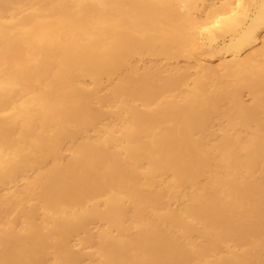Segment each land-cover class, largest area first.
Here are the masks:
<instances>
[{"label": "bare ground", "instance_id": "obj_1", "mask_svg": "<svg viewBox=\"0 0 264 264\" xmlns=\"http://www.w3.org/2000/svg\"><path fill=\"white\" fill-rule=\"evenodd\" d=\"M0 264H264V0H0Z\"/></svg>", "mask_w": 264, "mask_h": 264}, {"label": "rangeland", "instance_id": "obj_2", "mask_svg": "<svg viewBox=\"0 0 264 264\" xmlns=\"http://www.w3.org/2000/svg\"><path fill=\"white\" fill-rule=\"evenodd\" d=\"M179 62H180V65H184V60H179ZM246 101H248L249 102V100H250V98L248 97V96H245V98H244Z\"/></svg>", "mask_w": 264, "mask_h": 264}]
</instances>
